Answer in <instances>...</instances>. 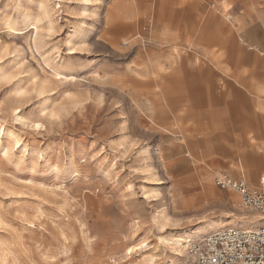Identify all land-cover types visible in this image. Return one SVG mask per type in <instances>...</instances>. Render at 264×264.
Masks as SVG:
<instances>
[{
  "label": "rangeland",
  "instance_id": "374dc122",
  "mask_svg": "<svg viewBox=\"0 0 264 264\" xmlns=\"http://www.w3.org/2000/svg\"><path fill=\"white\" fill-rule=\"evenodd\" d=\"M254 1L200 0L204 22L189 36L186 22L150 17L155 0H0V264H174V239L209 220L194 211L259 215L215 184L264 177L250 172L264 148L246 125L234 139L227 108L264 114V87L236 84L251 69L264 76V0ZM208 69L213 87L198 75ZM174 75L192 83L174 86Z\"/></svg>",
  "mask_w": 264,
  "mask_h": 264
},
{
  "label": "built area",
  "instance_id": "2783aa9c",
  "mask_svg": "<svg viewBox=\"0 0 264 264\" xmlns=\"http://www.w3.org/2000/svg\"><path fill=\"white\" fill-rule=\"evenodd\" d=\"M215 184L234 191L244 210L264 216V177L256 186L243 178L220 174ZM187 264H264V224L255 229L226 228L214 231L187 248Z\"/></svg>",
  "mask_w": 264,
  "mask_h": 264
},
{
  "label": "crops",
  "instance_id": "0c3cea01",
  "mask_svg": "<svg viewBox=\"0 0 264 264\" xmlns=\"http://www.w3.org/2000/svg\"><path fill=\"white\" fill-rule=\"evenodd\" d=\"M249 5V4H247ZM246 5V6H247ZM251 5V4H250ZM201 6V5H200ZM200 6H199V9H197V19H196V22L192 23L190 25V28L188 30V35L189 36H192L193 34H195V32L198 30L199 26H200V23L204 22V19H202V16L199 15V10H200ZM253 7H255L256 5H251ZM223 7V6H222ZM212 17L214 16L213 15V11L211 10L208 14V17ZM206 17V22H207V18ZM260 20L261 23H263V28H264V18H261ZM153 24V23H152ZM195 25V26H194ZM133 28H135L133 26ZM142 34H139L137 36H135V40L136 41H132L131 43H137V44H140L141 41L140 39H143ZM152 35V33H151ZM245 34L243 33L242 36H240V39H241V42L243 43H250L251 41L249 39H246L245 38ZM128 38V37H127ZM125 38V40L127 39ZM173 38H164V37H161L158 39V43L159 45H162L163 43H169L171 42ZM124 40V44L127 43V41ZM153 42V44L155 45L154 41H151ZM198 42H200L198 40V33H197V37L194 39V41H187V48H189L190 50H192V47L196 46L198 44ZM188 43L191 44V46H188ZM178 47V44H173V48H176L177 49ZM172 48V50H173ZM178 50H185L184 48H178ZM174 52V51H173ZM175 53V52H174ZM182 53V52H181ZM176 54V53H175ZM182 59H184V57L182 58V55H181V59L180 60H175L174 64L176 65L178 63V61H181ZM208 59L210 60V62H212L213 64H216V57H208ZM199 57H194L192 58V63L194 66L196 65H199ZM155 65H157L158 67H161L159 63H156L155 62H151V67L155 68ZM172 65V64H171ZM162 68V67H161ZM161 71H159L160 73ZM245 72V71H244ZM159 73H156V74H159ZM199 76H201L203 79H204V83L208 86H215V78H216V74H215V71L213 69H208L207 71L203 72V73H198ZM198 75H194V76H198ZM249 77L247 79L245 78H239L236 80V84L238 86H243V90L244 91H248V90H260L259 87L262 86L264 87V76L261 74V72H258V71H255L254 69H251L249 71ZM193 76V77H194ZM252 79V80H251ZM193 79L191 78V75H187V77L185 79H181L179 78L178 76L174 75L173 77H171V80H170V83L173 84L175 86V84L179 85V84H191ZM251 82V83H250ZM222 85L223 84H226L224 81L221 83ZM230 86L233 87V91H241L240 89H237L238 87L237 86H233L230 84ZM262 90V89H261ZM260 90V91H261ZM240 97V95H238ZM241 101H236V100H232V101H229L228 102V106L227 108H230V109H235V118H234V124H235V131H236V134L237 136L234 138L235 140H238V139H242L239 135V132L240 131H243L245 128L244 126H248L251 131H252V137L258 141L259 145L256 144L255 145V148L257 147L259 150L264 148V114L263 113H259L258 111L255 110L254 106L253 105H245V106H242ZM149 105L152 107L153 105L151 103H149ZM258 105H260L259 103L257 105H255L257 108H258ZM243 108H249V113H246L245 116L244 115V112L242 111ZM219 113L220 111L218 109H213L211 111H209L208 115H210V118H211V133H214L215 131H217L219 128H218V122H219ZM159 117V116H158ZM214 138V137H213ZM261 143V144H260ZM254 148V146H253ZM251 170L250 172L252 173V176L255 177L256 175H258L261 171H264V152L261 153V154H257V153H254L251 155ZM234 178H237V177H234ZM240 178V177H238ZM247 181V180H246ZM247 183L250 185V186H256L255 184H257L255 181L251 180L250 183L247 181ZM214 193V190L213 188L209 186L206 188L205 190V195H211ZM185 209L187 210H192L193 206L189 205V204H186L185 206ZM195 213H199V216L196 218V221H198V223H203L204 221L202 219H209L207 222L209 221H212V219L210 217H207L209 216L210 214H213L212 212L211 213H208L207 212V209L205 210H197V211H194ZM233 217H235V219H230L229 221L227 220V222L225 224H229L221 229H226V228H233V227H237V228H246L244 226H237V225H234V223H232L233 221H238L240 219H243V211L239 210L238 211V214H236L234 216L233 214ZM254 221H255V225L251 226V228H257L259 225L261 224H264V220H262L264 217H261V216H254L252 215L251 217ZM224 220V219H229V218H223V217H220V218H216V219H213V220ZM261 220V222H260ZM226 221V220H224ZM206 222V223H207Z\"/></svg>",
  "mask_w": 264,
  "mask_h": 264
},
{
  "label": "bare ground",
  "instance_id": "6f19581e",
  "mask_svg": "<svg viewBox=\"0 0 264 264\" xmlns=\"http://www.w3.org/2000/svg\"><path fill=\"white\" fill-rule=\"evenodd\" d=\"M157 1V2H156ZM252 4H257L254 0H251ZM227 0H221V5L226 7ZM217 4V3H216ZM225 4V5H224ZM200 0H164L163 4L159 3V0H155L153 13L149 14L153 20L158 22L171 23L173 20H178L180 22H186L189 26L196 22L197 19V9L200 6ZM162 12L164 14H162ZM189 42V41H188ZM191 46V44H188ZM179 47L173 48V51L176 53V60L181 59V50H178ZM162 71V68L159 67ZM252 80V79H251ZM251 83V82H250ZM150 106V105H149ZM151 112V111H150ZM154 196L157 195V190L154 191ZM244 210V209H243ZM245 211V210H244ZM261 216V215H259ZM252 216H243V219L238 221H233L234 225L244 226L246 228L242 229H255L251 226L255 225V221L251 218ZM264 217V216H261ZM264 220V218L262 219ZM227 221L224 220H212L210 222L199 224L198 227L192 233H184L181 237L174 239V251L177 253V258L174 264H180L183 254L187 252V248L193 242L200 241L204 237L208 236L214 231L221 230V228L229 225L225 224ZM261 222V220H260ZM142 247V246H141ZM140 247V248H141Z\"/></svg>",
  "mask_w": 264,
  "mask_h": 264
}]
</instances>
